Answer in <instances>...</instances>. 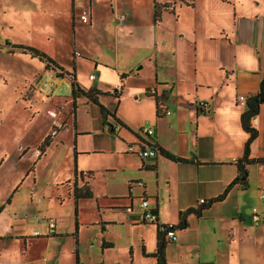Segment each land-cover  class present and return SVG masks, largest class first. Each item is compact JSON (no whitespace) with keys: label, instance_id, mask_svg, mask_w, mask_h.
<instances>
[{"label":"crops","instance_id":"obj_1","mask_svg":"<svg viewBox=\"0 0 264 264\" xmlns=\"http://www.w3.org/2000/svg\"><path fill=\"white\" fill-rule=\"evenodd\" d=\"M101 1L96 0V3ZM104 1L108 5L105 6L107 11L104 14L107 19L102 22L101 9L92 5L95 0H0V40L5 38L0 41V131L12 121V114L5 116L2 89L13 83L14 79L10 80L13 76L20 82L23 103L30 105L34 112L37 110L38 78L46 71L55 76L54 78L61 79L64 78V72H69L84 90L97 88L107 93L123 86L118 100L112 96H101L100 101L103 104L105 98L114 102L111 110L117 106V121L114 120L125 130L116 133L118 137L114 139L113 151L94 149L92 154L110 152L118 165L106 167L107 172L126 173L125 185L128 186V193L114 192L106 195V204L100 206L102 211L124 208L130 213L127 208L133 207L130 214L133 216L136 214L137 198L146 197L160 223L177 226L178 239L172 243L176 244L180 261L172 264H255V230L242 231L240 228L239 233L235 234L232 228L222 231L220 227L223 228V225L216 224L211 230L208 227L203 228L201 223L205 214L216 211L217 207L227 203L233 195L246 192L251 187L255 166L262 169L264 165L244 163L247 175L241 181L247 182L246 189L236 185L222 201L213 203L200 216L193 212L183 218V214L189 209H200L207 205V200L211 201L220 196L239 176L237 162L244 156L249 134L241 125V115L246 107L239 105L238 98L257 94L264 81V0H186L176 3L171 9L165 10L176 19L179 17L178 7L192 8L194 11L188 33L175 31L168 34L169 38L156 32L147 41L132 38L135 28L131 25V19L126 15L127 9L121 0ZM170 1L153 0L151 21L154 25L160 24L164 16L162 13L160 21L155 22V3L166 4ZM47 12H52L60 20L68 21L67 27L71 25L74 36L79 29H87L90 33L86 41L76 38L71 55L74 62L72 69L60 63L57 55H48L46 49L12 39L14 33L23 29L27 34L42 31L47 34V42L55 40L59 34L57 28L50 25H44L43 28L42 23L36 22L39 15H46ZM82 15H89L91 23L85 24L81 20ZM8 32L11 36L5 35ZM14 45L43 49L44 51H40L59 68L47 69L44 62L30 54L20 50L10 51ZM140 51L146 53L141 58L138 57ZM20 61L37 63L44 72H19ZM139 64L143 65L138 67ZM162 64L171 67L165 70L166 66ZM147 65L150 72H141ZM160 68L164 70L160 72ZM58 72L62 74L60 77L56 74ZM122 74L129 75L122 81ZM90 75L96 78L89 80ZM50 84V81H46L42 86L47 98H52ZM80 98L85 97L81 96L78 100ZM123 104L139 108L137 112H140V119L130 120L122 116L120 108ZM60 109L65 110L66 107ZM47 112L50 117L54 113L55 116L52 117L57 120L58 113L51 110ZM108 118L104 124L108 122ZM54 120L50 124L52 132L46 134V137L53 134L54 126L58 127L59 122ZM146 123L155 130V135L149 138H144L139 133ZM252 123L259 135L251 144L250 159L264 158V104ZM74 124L77 125V118ZM112 127L114 126L111 125L110 130L113 132ZM58 131L59 129L55 136ZM80 131L76 126L77 138L83 133ZM3 144V136L0 134V166L4 162ZM143 144L148 147L156 144L160 149L158 157L140 158L137 152ZM40 146L37 150L38 159L50 147L41 153ZM129 146L133 147V152H128ZM27 150H24V154ZM164 151L186 159L189 163L170 160L163 155ZM75 152L77 164L76 149ZM69 181L73 180L66 182ZM66 182L58 186L62 187ZM75 182L74 170V183L67 189L69 196H73ZM138 182H143L144 186H138ZM15 185L16 183L12 188ZM18 188L19 186L14 189V194ZM137 188L141 189V197L134 194ZM202 191L209 196L207 204L202 205L200 201L192 203L190 197ZM216 212L215 220H227L219 211ZM4 213L3 208L0 218ZM150 225L156 228L155 252L159 230L156 224ZM5 230L9 234L8 238L12 239L10 228L5 226ZM166 242L167 245L171 243ZM207 242L211 243L205 244ZM105 244L109 245L106 247ZM112 248V243L104 241L103 256ZM149 258L154 259L157 264L154 257ZM15 262L18 261L5 264H22L21 261ZM167 264L170 262L167 261Z\"/></svg>","mask_w":264,"mask_h":264},{"label":"rangeland","instance_id":"obj_2","mask_svg":"<svg viewBox=\"0 0 264 264\" xmlns=\"http://www.w3.org/2000/svg\"><path fill=\"white\" fill-rule=\"evenodd\" d=\"M121 1L127 9L126 15L130 17L131 25L135 28L133 39L147 41L149 36L156 32L169 38L168 34L175 31H183L186 34L193 21L192 8L178 7V19L169 11H164L163 20L157 26L151 21L153 0ZM185 1L171 0L170 3L173 7L176 3ZM92 5L101 9L103 14L100 19L104 22L107 19V16H104L107 11L105 1L102 0L97 4L95 0ZM36 22L42 23V27L50 25L57 28L59 34L56 39L47 42V34L42 31L27 34L23 29L14 33L12 39H19L36 48L39 46L46 49L48 55L51 57L57 55L60 63L72 69L74 62L71 55L75 40L78 38L79 41H86L90 36L89 31L79 29L74 36L71 25L67 27L68 21L58 19L52 12L39 15ZM5 35L11 36V33ZM4 39L1 38L0 41ZM41 48L40 50L44 51ZM145 54L140 51L138 57L141 58ZM142 65L139 64L138 67ZM18 66L19 72H44L37 63L28 64L20 61ZM162 66H166L165 70L171 67L167 64ZM7 68L9 67H5ZM80 69L85 72L84 68L80 67ZM163 70L160 68V72ZM141 72H150L148 65L145 69L142 68ZM68 73L64 72L63 79L54 78L55 76L48 71L41 77L38 76L35 112L30 105L23 103V95H21L23 91L20 82L18 83L14 76L10 78V80L14 79L13 83L2 89L5 116L8 113L12 114L10 117L12 121L7 124L8 127L5 126L0 131L5 152L4 162L0 166V206L5 209L4 216L0 218V239H2L0 264L9 261H18L15 263L21 261L22 264H156L154 259L149 258L156 246V228L150 224H143L140 220V198L135 202L136 214L133 216L124 208L103 211L100 208L106 204V195L114 192L128 193V186L125 185L127 174L122 171L107 172L106 167L118 165L110 152L92 154L94 149L113 151L114 139L118 136L110 130V126L119 124L112 117L104 124L100 107L86 98L77 100L78 109L75 116L71 111L73 86L67 77ZM46 81L51 83L49 87L53 90L52 98H47L42 88ZM103 100V104L110 110L114 108L113 101L105 98ZM59 106L66 109L61 110ZM138 109L123 104L120 112L130 120L133 118L139 120ZM48 110L55 111L60 117L57 114V120H54L48 115ZM76 118L77 129L83 131L79 138L75 136ZM52 120L60 124L57 125L60 127L58 135L55 136L57 134L55 130L54 142L46 154L38 159V147L46 134L52 132L50 131ZM144 126L149 127V124L146 123ZM121 130L125 129L121 128ZM26 149L28 150L24 154ZM75 149L78 152L79 171L94 172V178L90 180L94 198L81 200L77 213L73 196L67 194V189L74 183ZM86 153L88 155H85ZM263 169L264 167L261 169L255 166V174L252 173L251 176V187L244 193L233 195L227 203L216 208V211L227 217V220L218 222L215 220L217 212L213 211L205 214L201 223L203 228L208 227L211 230L216 224L223 225V228L220 227L222 231L232 228L235 234L239 233L240 228L242 231L255 230V264H264V171H261ZM77 179L80 185L82 179L80 176ZM68 180L73 181L66 182ZM62 182L66 183L62 187L58 186ZM18 186L14 194V189ZM204 192L193 194L190 197L191 202L196 204L202 199L207 200L209 196ZM134 194L141 197V189H135ZM209 201L207 200L208 203ZM253 208L260 219L258 224L253 222ZM51 221L56 226L53 232L49 230ZM5 226L10 228L12 239L8 238L9 234ZM104 228L106 230H103ZM104 241L113 245L105 256L102 252ZM208 243L211 242L205 244ZM175 246L176 244L172 242L167 245V261L170 264L180 261Z\"/></svg>","mask_w":264,"mask_h":264},{"label":"trees","instance_id":"obj_3","mask_svg":"<svg viewBox=\"0 0 264 264\" xmlns=\"http://www.w3.org/2000/svg\"><path fill=\"white\" fill-rule=\"evenodd\" d=\"M171 8H172V6L170 3H166V4L155 3V5H154V20H155V22L160 21L163 11L169 10ZM15 50H20L25 54H30L32 57L40 59L42 62H44L46 64L47 69H51L52 67H58L57 64L51 58H49L45 53H43L42 51H40L34 47L24 46V45L11 46L10 51H15ZM56 74L59 77L62 75L59 72ZM71 75L73 76V79L71 80V83L73 85V89H72V95H73L72 106L73 107L71 109L72 113L76 116V112H77V108H78L77 100L79 97L83 96L88 101H90L93 104L98 105L100 107V111H101L102 117L104 118V121H106V119L108 117H112L113 119L116 120L117 106L114 110L108 109L107 107H105L101 103L100 97L101 96H112L118 100L122 94L123 86L119 87V88H115L112 92H107V93L102 92L101 90H99L97 88H90L89 90H84L80 86H78L75 76L73 74H71ZM128 75L129 74H122L121 80L123 81L125 78H127ZM158 101L159 100L157 99V102ZM263 104H264V81L261 84L259 92L255 95H252V96L247 98L246 109L241 115V125H242V128L249 134V139L245 144V150H244L243 158L237 162V165L239 168V176L236 179H234L231 184H229L227 186L225 191L220 196L211 200L207 205L203 206L200 209H189L187 212H185L183 214V218L186 214L193 213V212L197 216H200L202 214V212L204 210L210 208L213 203L222 201L226 197V195L229 193V191L231 189H233L236 185H239L241 188L246 189L248 187L247 182L241 181V178L246 177V175H247V169H246L245 164L264 165V158L250 159L251 144L259 135L258 130L253 126L252 121L255 117L258 116L259 111H260V107ZM59 128L60 127L54 126L53 127V134L47 136L44 139L43 143L41 144V146L39 148L41 153H44L46 151V149L51 145L53 135L56 133V131ZM163 155L165 157H167L168 159L173 160V161L189 163L188 160L176 157V156H174V155H172L166 151L163 152ZM78 176H80L82 179V185L78 184V179H77ZM93 178H94V172L93 171H87V172L78 171L77 164L75 163V179H76V182H75L74 188H73V198H74L75 205H76V213H77L78 203L80 200H88V199L94 198V192H93L91 184H90V180ZM2 210H3V208L0 206V214L2 213ZM106 245H109V244H105V246ZM166 246H167V242L164 240L163 236L159 232L157 250L151 255L152 257H154L157 260V264H167L166 254H165Z\"/></svg>","mask_w":264,"mask_h":264},{"label":"built area","instance_id":"obj_4","mask_svg":"<svg viewBox=\"0 0 264 264\" xmlns=\"http://www.w3.org/2000/svg\"><path fill=\"white\" fill-rule=\"evenodd\" d=\"M77 1V0H75ZM81 20L85 23V24H89L91 23V17L89 15H82L81 16ZM68 79L71 81L73 79V76L71 74H67ZM96 77L94 75H90L89 76V80H94ZM246 102H247V98L244 96H240L238 98V103L240 106L242 107H246ZM167 114H170V112H167ZM52 116H55L54 113H51ZM113 128V132L115 133H119V131L121 130V125H115ZM140 135L144 138H149L153 135H155V130L149 126H143L140 129ZM128 152H133V147L129 146L128 147ZM160 153V149L158 148V146L156 144L154 145H150L149 147L146 144H143L142 147L140 148V150L137 152V155L142 158V159H147V158H156L158 157ZM138 186L143 187L144 183L143 182H138L137 183ZM200 204L205 205L207 204L206 200H200ZM139 206L141 208V214L139 216L140 220L143 223H149V224H156L158 227L159 232L161 233V235L163 236L164 240L168 241V242H176L178 239L177 236V226L175 224L172 223H160L159 222V218L157 216V214H155L150 206V202L148 200V198L146 197H141L140 198V203ZM133 207H128L127 211L128 212H133ZM254 215H253V221L258 224L260 222L259 216L256 214V210L254 209ZM55 223L54 222H50L49 223V230L50 232H53L55 229ZM35 234H37V232H35Z\"/></svg>","mask_w":264,"mask_h":264}]
</instances>
